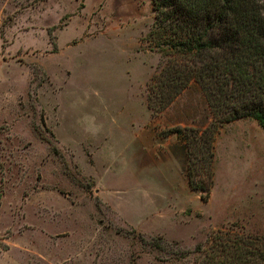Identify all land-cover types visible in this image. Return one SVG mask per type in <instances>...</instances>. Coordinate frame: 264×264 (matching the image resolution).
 Instances as JSON below:
<instances>
[{"label": "rangeland", "instance_id": "obj_1", "mask_svg": "<svg viewBox=\"0 0 264 264\" xmlns=\"http://www.w3.org/2000/svg\"><path fill=\"white\" fill-rule=\"evenodd\" d=\"M153 23L151 0H0V264H186L219 229L264 236V129L218 126L192 189L173 129L213 118L194 84L148 107Z\"/></svg>", "mask_w": 264, "mask_h": 264}, {"label": "trees", "instance_id": "obj_2", "mask_svg": "<svg viewBox=\"0 0 264 264\" xmlns=\"http://www.w3.org/2000/svg\"><path fill=\"white\" fill-rule=\"evenodd\" d=\"M151 4L154 23L148 40L162 58L147 84L148 107L160 111L190 85L199 88L213 121L202 130L173 132L184 140L189 185L208 194L218 126L250 117L264 129V0ZM208 237L174 260L192 255L186 264H264V236L219 229Z\"/></svg>", "mask_w": 264, "mask_h": 264}]
</instances>
